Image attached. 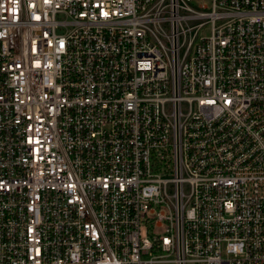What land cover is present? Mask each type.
<instances>
[{
    "label": "built area",
    "instance_id": "built-area-1",
    "mask_svg": "<svg viewBox=\"0 0 264 264\" xmlns=\"http://www.w3.org/2000/svg\"><path fill=\"white\" fill-rule=\"evenodd\" d=\"M0 264H264V0H0Z\"/></svg>",
    "mask_w": 264,
    "mask_h": 264
},
{
    "label": "rangeland",
    "instance_id": "rangeland-1",
    "mask_svg": "<svg viewBox=\"0 0 264 264\" xmlns=\"http://www.w3.org/2000/svg\"><path fill=\"white\" fill-rule=\"evenodd\" d=\"M206 2H208V3H209V0H206Z\"/></svg>",
    "mask_w": 264,
    "mask_h": 264
}]
</instances>
